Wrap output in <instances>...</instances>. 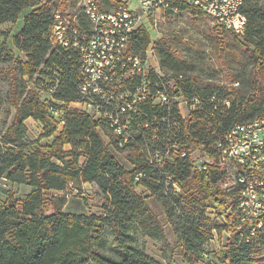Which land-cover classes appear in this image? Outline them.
<instances>
[{
	"label": "trees",
	"instance_id": "trees-1",
	"mask_svg": "<svg viewBox=\"0 0 264 264\" xmlns=\"http://www.w3.org/2000/svg\"><path fill=\"white\" fill-rule=\"evenodd\" d=\"M187 8L176 1L168 12ZM241 12L247 25L241 36L254 51L259 70L234 79L241 86L230 91L215 85L199 86L194 78L183 75L184 96H200V107L184 119L175 106L146 99L137 113L130 114L128 132L133 138L121 146L123 136L115 135L109 119H97L70 107L72 102H85L79 90L81 61L75 51H65L49 40L53 7L42 0H0V27L15 23L24 14L22 27L14 35L22 58L4 41L0 63L15 65L22 77L36 76L35 82L50 93L51 100L64 102L61 106L43 100L23 84L14 104L13 124L0 139V180L32 188L22 200L9 195L0 199V264H165L140 244L141 236H164L149 199L163 210L189 264L202 255L213 232L221 230L207 213L209 204L226 215L231 206L228 196L234 191L222 189L223 169L209 165L206 170H195L190 153L200 147L205 155H213L218 137L237 123L254 120L264 104V0H245ZM150 41L148 29L141 28L131 35L130 50L144 54ZM163 55L164 64H168L171 56ZM224 98L230 99V107L223 104ZM56 109L63 112L58 119L53 114ZM29 118L45 127L42 137L62 129L51 143L27 142L24 122ZM175 140L183 142L178 148L187 152L186 157L172 149ZM124 154L129 157H122ZM84 183L93 185L103 198L102 214L64 211L65 197L55 202L52 213L41 212L47 192L60 193ZM140 187L145 196L137 191ZM105 230L121 250L118 258L95 248ZM240 241L238 235L232 237L221 255L222 264H244L261 254L262 250L245 247ZM260 259L264 263V257Z\"/></svg>",
	"mask_w": 264,
	"mask_h": 264
},
{
	"label": "built area",
	"instance_id": "built-area-1",
	"mask_svg": "<svg viewBox=\"0 0 264 264\" xmlns=\"http://www.w3.org/2000/svg\"><path fill=\"white\" fill-rule=\"evenodd\" d=\"M43 1L53 7L54 22L49 29V40L54 46L75 51L80 57L79 90L85 106H78L79 110L97 119H109L115 135L123 136L121 146L133 138L128 132L129 117L138 112L142 101L150 98L154 104L175 106L184 119L203 103L198 95L190 99L184 96L181 73L172 77L171 84L161 67L153 66L152 39L144 54L130 50L131 35L141 28L147 29L145 22L153 13L166 12L177 1L209 16L225 30L244 35L247 27L241 12L245 0H118L115 9L110 11L104 0ZM135 4L138 10L133 8ZM240 86L239 81H234L220 87L230 91ZM55 89L56 86L50 91ZM215 98L213 96L212 101ZM52 101L64 105L63 101L53 98ZM222 102L227 107L231 105L229 98ZM73 103L78 105L72 102L70 107ZM184 108L188 109L187 116ZM53 114L58 119L63 112L56 109ZM259 114L260 122L252 119L237 123V131H224L213 144L215 153L207 155L209 163L196 156L197 149L190 156L195 161V170L203 171L211 165L223 169L226 176L234 171L232 188L236 200L232 214L226 213V216L240 243L264 251V104ZM125 118L126 122L121 124ZM178 143L175 140L172 149L186 157L187 152L179 149ZM165 145L167 147V143Z\"/></svg>",
	"mask_w": 264,
	"mask_h": 264
},
{
	"label": "rangeland",
	"instance_id": "rangeland-1",
	"mask_svg": "<svg viewBox=\"0 0 264 264\" xmlns=\"http://www.w3.org/2000/svg\"><path fill=\"white\" fill-rule=\"evenodd\" d=\"M117 1L104 0L106 9L114 10ZM42 4L46 5V2L42 0ZM132 6L134 9H139L136 4ZM23 16L24 14L15 23H5L0 27V46L5 41L9 50L17 58H22V56L14 45V35L20 29ZM145 24L150 39L154 41L152 46L153 66L159 65L166 73V80L171 84L174 79L169 76L181 73L186 78H194L199 86L215 85L220 87L221 85H230L237 77L247 78L251 73L259 70L255 64V53L244 43L243 37L232 31H224L209 16L201 12L191 8L173 9V12L161 11L153 13ZM165 53L172 58L168 64L163 62ZM36 78V76L33 79L28 76L22 77L15 65L0 63V139L13 124L16 113L14 104L19 101L23 84L27 86L28 90L41 96L43 100L52 101L50 93L41 87V84L37 85ZM259 79L262 80L258 76ZM246 88L249 87L246 85ZM78 106H85V104H78ZM184 114L186 116L189 114L188 109L184 108ZM24 123L27 126L25 136L27 142L33 143L40 140L39 143L44 145L52 140L42 137L45 127L41 123L34 119L26 120ZM105 132L102 134L108 141ZM196 156L207 163L211 161L200 147H197ZM122 157L128 158L129 156L124 154ZM122 161L126 162L123 159ZM233 173L234 171H229L221 186L227 192L234 191L232 188L234 187ZM31 191L32 188L29 185L11 183L5 179L0 180V199L2 200L6 199L8 195L22 200ZM137 191L146 195L141 187ZM235 194L234 191L228 196L231 206L227 210V214H232V206L236 200ZM61 197L66 198V202L61 207L64 211L84 212L88 215L103 213V198L93 185L87 183L69 186L66 191L60 193L47 192L41 212L52 213L55 202L60 203ZM149 203L155 215L161 220L164 236L162 239L141 236L140 244L145 247L148 254L162 260L165 264H189L184 257L181 244L179 245L177 242L173 227L165 219L163 210L150 199ZM209 205L207 213L218 223L221 230L213 232V238L205 246L202 255L193 257V262L190 264H222L221 255L228 248V244L234 236L230 219L215 206ZM7 237L12 239L10 234ZM95 248L102 254L116 258L121 254L120 248L114 244L108 230H105L101 239L96 241ZM260 253L254 260L244 264H264L260 259L264 257V251L262 250Z\"/></svg>",
	"mask_w": 264,
	"mask_h": 264
},
{
	"label": "crops",
	"instance_id": "crops-1",
	"mask_svg": "<svg viewBox=\"0 0 264 264\" xmlns=\"http://www.w3.org/2000/svg\"><path fill=\"white\" fill-rule=\"evenodd\" d=\"M22 24H23V19H22ZM22 24H21V26H20V28L22 27ZM20 30V29H19ZM18 30V31H19ZM74 105V106H73ZM71 107H73V108H76V109H80L79 107H78V105L77 104H72L71 105ZM29 119H32V118H29ZM29 119H27V120H29ZM36 121V120H35ZM38 122V121H37ZM40 123V122H39ZM62 129V126L59 128V131ZM59 131H57V132H55L54 133V135L53 136H50V137H48V138H51L52 140L50 141V143L53 141V139L55 138V136H57L58 134H59ZM66 148L67 149H70V146L69 145H66Z\"/></svg>",
	"mask_w": 264,
	"mask_h": 264
},
{
	"label": "bare ground",
	"instance_id": "bare-ground-1",
	"mask_svg": "<svg viewBox=\"0 0 264 264\" xmlns=\"http://www.w3.org/2000/svg\"><path fill=\"white\" fill-rule=\"evenodd\" d=\"M78 104H85V102L82 103H78ZM261 121V114H259L254 120L253 122H260ZM230 131H237V124H235ZM195 169V168H194Z\"/></svg>",
	"mask_w": 264,
	"mask_h": 264
}]
</instances>
